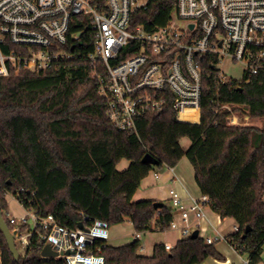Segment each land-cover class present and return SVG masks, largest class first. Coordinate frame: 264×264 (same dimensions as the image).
<instances>
[{"label": "trees", "instance_id": "1", "mask_svg": "<svg viewBox=\"0 0 264 264\" xmlns=\"http://www.w3.org/2000/svg\"><path fill=\"white\" fill-rule=\"evenodd\" d=\"M91 1L104 9L106 0ZM175 1L150 0L134 16V24L148 31L165 25ZM79 42L65 47L76 57L53 69L39 74L10 71L0 77V212L6 224V196L22 191L18 199L25 207L31 200L41 216L51 215L69 229L77 228L85 216L109 227L128 221L136 233L148 231L152 221L156 230L167 231L172 207L154 209V201L132 198L151 171L174 167L186 158L209 208L237 226L225 241L246 256L247 264H258L264 245V72L248 81L220 84L214 69L203 64L199 122L178 121L169 95L161 111L148 110L135 120V130L121 131L108 119L98 94L94 72L102 66L88 60L93 48L86 33ZM219 105L231 111L217 110ZM231 113L236 123L229 122ZM183 138L190 140L186 151L180 145ZM145 155L151 163L143 162ZM122 160L129 166L118 171ZM40 248L33 239L15 259L0 231L1 264H66L43 259ZM139 248L138 239L107 245L106 264L225 260L215 244L200 237L180 239L170 250L157 243L149 256Z\"/></svg>", "mask_w": 264, "mask_h": 264}, {"label": "built area", "instance_id": "2", "mask_svg": "<svg viewBox=\"0 0 264 264\" xmlns=\"http://www.w3.org/2000/svg\"><path fill=\"white\" fill-rule=\"evenodd\" d=\"M149 1L106 0L99 10L91 0H0V77L18 70L39 74L74 59L76 54L65 47H73L86 33L93 48L88 60L102 66L94 77L107 117L118 130L133 131L135 120L148 110L161 111L169 95L178 121L199 122L203 64L214 69L220 84L248 81L264 72V0H176L168 22L148 31L133 18ZM227 63L241 68L240 79L225 73ZM217 110L231 111L228 105ZM187 111L194 113L184 119ZM228 120L236 123L238 118L231 113ZM21 192L10 195L23 213L4 214L23 252L35 239L40 251L48 245L56 254L49 259L106 264V223L82 216L81 228H66L51 215L41 216L31 200L25 207L18 199ZM169 196L180 217V223L173 217L169 231H177L181 239L197 231L208 245L225 241L220 229L208 233L207 196L189 203L174 190ZM237 230L233 226L232 232Z\"/></svg>", "mask_w": 264, "mask_h": 264}, {"label": "crops", "instance_id": "3", "mask_svg": "<svg viewBox=\"0 0 264 264\" xmlns=\"http://www.w3.org/2000/svg\"><path fill=\"white\" fill-rule=\"evenodd\" d=\"M123 161H125L126 164L124 166L122 165L120 171H123L122 169L124 170L127 169L129 166V162L126 160H122L119 164H121ZM170 190H174L185 203H189L192 199H198L201 196V193L194 180L193 168L186 158H182V160H180V162L174 167H166L161 171H156V170L151 171L148 174V176L141 181L140 187L136 190L132 200L133 201L151 200L154 202L162 203L161 200L164 199L170 203L171 206L169 207H172V203L169 196ZM204 213L206 218L205 225L208 228L209 234H212L213 227L220 229L223 235L232 233V228L233 226H235V223L232 219H224V220L220 219V217L217 214H215L209 207L205 209ZM174 219L180 223V217L177 211L174 212ZM160 233L162 234L163 238L162 239L160 238V240L162 241H160L159 243H163L164 245H168L170 247H173L176 244V242L181 239L177 231L167 230ZM230 249L231 252L238 257V261L235 262L231 260L229 257L223 256L221 253L220 254L225 259L222 262L215 260L213 258H208V259L213 260V262L217 264L246 263L247 261L246 258L237 254L232 247H230ZM143 250H144L143 247L139 248V253L140 251ZM205 261L203 264H205Z\"/></svg>", "mask_w": 264, "mask_h": 264}, {"label": "rangeland", "instance_id": "4", "mask_svg": "<svg viewBox=\"0 0 264 264\" xmlns=\"http://www.w3.org/2000/svg\"><path fill=\"white\" fill-rule=\"evenodd\" d=\"M241 68L237 65L233 64H226L224 66V71L227 73L228 76L234 78V79H240L241 78ZM180 145L184 151H186L190 146V140L188 138H183L180 141ZM126 164L125 161H123L121 164L117 166V170H121L122 165L124 166ZM124 170V169H122ZM6 200L8 203V211L11 212L13 215H20L23 213V210L19 207L16 200L13 198L12 195L8 194L6 196ZM161 202L166 206H171L170 203L167 200L162 199ZM193 217V216H192ZM139 238H135L136 232L133 229L132 225L125 221L121 224H116L110 226L109 229V245L113 247L123 246L130 242H132L134 239H138L140 243V248L143 247L144 250L140 251L141 255L149 256L152 253V248L155 243H159L160 238L162 239L163 236L160 233V231L155 229V223L152 221L151 228L148 231L139 233ZM16 249L18 250L19 254H23V249L19 246L17 241H15ZM216 250L221 253L225 257H229L233 261H238V257L231 252L230 246L225 241H218L215 243ZM262 255H261V261L258 264H264V245L262 247ZM246 258V256H243ZM204 263V262H203ZM202 263V264H203ZM205 264H217L213 262V260L208 259L205 261Z\"/></svg>", "mask_w": 264, "mask_h": 264}, {"label": "water", "instance_id": "5", "mask_svg": "<svg viewBox=\"0 0 264 264\" xmlns=\"http://www.w3.org/2000/svg\"><path fill=\"white\" fill-rule=\"evenodd\" d=\"M143 162L145 163H151L152 162V158L150 155H145L144 158H143ZM162 203L160 202H155L154 203V209H159L162 207ZM78 227H82L81 224L78 225ZM0 231L2 232L5 240H6V243H7V246H8V249L11 253V255L17 259L18 256H19V252L18 250L16 249V245H15V242H14V238H13V234L11 233L10 229L8 228V225L6 224V222L4 221L3 217H2V214L0 212ZM198 237V233L197 231H194L191 235H190V238L191 239H195ZM40 256L43 258V259H49V258H52L54 256H56V254L54 252L51 251L50 247L47 245L45 246L41 252H40Z\"/></svg>", "mask_w": 264, "mask_h": 264}, {"label": "bare ground", "instance_id": "6", "mask_svg": "<svg viewBox=\"0 0 264 264\" xmlns=\"http://www.w3.org/2000/svg\"><path fill=\"white\" fill-rule=\"evenodd\" d=\"M192 113H194V112L193 111H187L185 115L192 116L193 115Z\"/></svg>", "mask_w": 264, "mask_h": 264}]
</instances>
